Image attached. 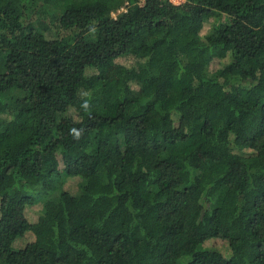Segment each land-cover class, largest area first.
I'll list each match as a JSON object with an SVG mask.
<instances>
[{
  "label": "trees",
  "instance_id": "1",
  "mask_svg": "<svg viewBox=\"0 0 264 264\" xmlns=\"http://www.w3.org/2000/svg\"><path fill=\"white\" fill-rule=\"evenodd\" d=\"M0 264H264V0H0Z\"/></svg>",
  "mask_w": 264,
  "mask_h": 264
},
{
  "label": "rangeland",
  "instance_id": "2",
  "mask_svg": "<svg viewBox=\"0 0 264 264\" xmlns=\"http://www.w3.org/2000/svg\"><path fill=\"white\" fill-rule=\"evenodd\" d=\"M123 9H120L118 11L113 12L114 15H117L119 12H121ZM215 21L214 17H211L208 22H206L203 33L207 32L212 24V22ZM169 43L167 41H161L157 47L160 52H164ZM225 59L215 58L211 62L210 68L215 69L218 66H220ZM118 65L113 67L111 71V75L114 78H119L123 75L124 70L128 69L129 67H132V65L135 64L136 58L133 55H127V56H120L117 58ZM121 78V77H120ZM136 87V84H134ZM76 112V109H72L69 113V115H73ZM60 167H63V164L60 163ZM80 177L76 176H69L64 179L63 188L71 191L72 193H75L78 190ZM41 207H42V201L29 205L26 207V212L23 217L20 218V226L24 229V234L14 241L15 247H23L27 242L33 240L36 236V225L40 222L41 219ZM207 244L222 249L225 253V255H229V248L228 243L218 237L212 240H209Z\"/></svg>",
  "mask_w": 264,
  "mask_h": 264
},
{
  "label": "built area",
  "instance_id": "3",
  "mask_svg": "<svg viewBox=\"0 0 264 264\" xmlns=\"http://www.w3.org/2000/svg\"><path fill=\"white\" fill-rule=\"evenodd\" d=\"M173 1L174 3H181V2H184L185 0H171Z\"/></svg>",
  "mask_w": 264,
  "mask_h": 264
}]
</instances>
